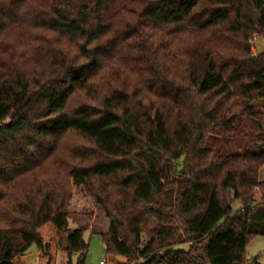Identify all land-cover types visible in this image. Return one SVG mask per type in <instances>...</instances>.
Masks as SVG:
<instances>
[{"label": "trees", "instance_id": "trees-1", "mask_svg": "<svg viewBox=\"0 0 264 264\" xmlns=\"http://www.w3.org/2000/svg\"><path fill=\"white\" fill-rule=\"evenodd\" d=\"M253 37L264 0H0V264H84L90 201L121 264H260Z\"/></svg>", "mask_w": 264, "mask_h": 264}, {"label": "rangeland", "instance_id": "rangeland-1", "mask_svg": "<svg viewBox=\"0 0 264 264\" xmlns=\"http://www.w3.org/2000/svg\"><path fill=\"white\" fill-rule=\"evenodd\" d=\"M256 51H264V40L257 38L253 44ZM259 180L264 182V168L259 172ZM259 195V194H258ZM258 195H256L258 197ZM233 208H237V205H233ZM85 228L82 238L87 243V252L84 264H99L100 261L108 262L113 261V264H121L122 262L116 259V257L106 256L100 233L106 231L108 227V220L105 218L103 212H101L93 201L88 202L87 206L79 210V213L72 216L69 219V227L75 229L78 227ZM90 227L89 229H87ZM105 230V231H104ZM245 258L256 259L260 264H264V237L256 236L249 240L245 247ZM29 260L36 264L37 262V248L35 245H31L26 253ZM58 264V262H57Z\"/></svg>", "mask_w": 264, "mask_h": 264}, {"label": "built area", "instance_id": "built-area-1", "mask_svg": "<svg viewBox=\"0 0 264 264\" xmlns=\"http://www.w3.org/2000/svg\"><path fill=\"white\" fill-rule=\"evenodd\" d=\"M255 41H256V38L253 37L252 42L254 43ZM240 211H242V210H240ZM99 264H107V262L106 261H100Z\"/></svg>", "mask_w": 264, "mask_h": 264}, {"label": "crops", "instance_id": "crops-1", "mask_svg": "<svg viewBox=\"0 0 264 264\" xmlns=\"http://www.w3.org/2000/svg\"><path fill=\"white\" fill-rule=\"evenodd\" d=\"M77 227H78V226H77ZM78 228H80V227H78ZM89 228H90V227H88L87 229H89ZM106 228H107V227H106ZM75 229H77V228H75ZM106 230H107V229H106ZM104 231H105V230H104ZM105 232H106V231H105ZM105 232H104V233H105ZM98 233H103V231H102V232H98ZM109 258L111 259V257H109ZM107 264H113V261H110V260H109V261L107 262Z\"/></svg>", "mask_w": 264, "mask_h": 264}, {"label": "water", "instance_id": "water-1", "mask_svg": "<svg viewBox=\"0 0 264 264\" xmlns=\"http://www.w3.org/2000/svg\"><path fill=\"white\" fill-rule=\"evenodd\" d=\"M116 259H117V260H119L120 262H122V259H121V258H119V257H116Z\"/></svg>", "mask_w": 264, "mask_h": 264}]
</instances>
